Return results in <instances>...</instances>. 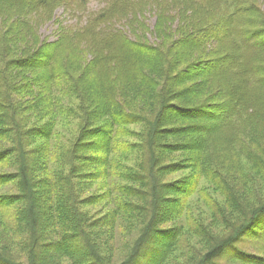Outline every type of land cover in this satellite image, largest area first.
<instances>
[{
  "label": "trees",
  "instance_id": "16d2710c",
  "mask_svg": "<svg viewBox=\"0 0 264 264\" xmlns=\"http://www.w3.org/2000/svg\"><path fill=\"white\" fill-rule=\"evenodd\" d=\"M174 2L0 0V264H264V9Z\"/></svg>",
  "mask_w": 264,
  "mask_h": 264
},
{
  "label": "rangeland",
  "instance_id": "374dc122",
  "mask_svg": "<svg viewBox=\"0 0 264 264\" xmlns=\"http://www.w3.org/2000/svg\"><path fill=\"white\" fill-rule=\"evenodd\" d=\"M177 1H180V4L182 3V0ZM258 1L260 7L264 9V0ZM114 4H121L123 8H125V10L122 8L118 10L123 12L125 11V16L123 18H116L117 16H115V19H118L115 21L117 27L124 28L128 27V25L130 24L131 29L133 28V26L147 29L143 32L138 31L137 33L154 41L158 40L155 33V27H160V24L157 22L158 14H160L161 12H167L168 15L174 13L176 14L177 9H175V7H178L176 6L174 0H89V3L87 5L81 6V8H78L75 11L62 6L57 10V15H63V18L68 19L72 23H76L81 20L82 22H84L98 15L100 11L112 7V5ZM55 28L56 26L55 24H53V22L45 25L41 30L43 37L53 39ZM126 129L128 131V135L124 139L130 142H135L137 135H139L141 131V127L138 125H128L126 126ZM63 131L69 136L72 133L71 131L67 133L66 129H64ZM62 144L63 143L60 139L54 141L55 146H60ZM241 180L242 176L237 171H234L233 179L229 181V183H231L232 185H239ZM255 183L256 185H259V180L257 179ZM9 191H15V188L11 187ZM247 191H250V187ZM0 192H3V189H0ZM193 199L194 197L191 198V200ZM198 203L201 206H204L202 200ZM73 246L74 245H72V247Z\"/></svg>",
  "mask_w": 264,
  "mask_h": 264
}]
</instances>
